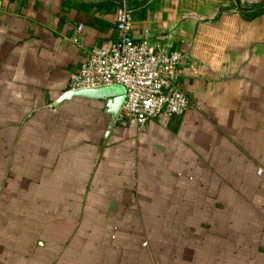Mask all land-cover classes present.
Segmentation results:
<instances>
[{"label": "crops", "instance_id": "obj_1", "mask_svg": "<svg viewBox=\"0 0 264 264\" xmlns=\"http://www.w3.org/2000/svg\"><path fill=\"white\" fill-rule=\"evenodd\" d=\"M115 1L0 0V264H264V0H128L134 40L198 70L142 128L57 104Z\"/></svg>", "mask_w": 264, "mask_h": 264}, {"label": "built area", "instance_id": "obj_2", "mask_svg": "<svg viewBox=\"0 0 264 264\" xmlns=\"http://www.w3.org/2000/svg\"><path fill=\"white\" fill-rule=\"evenodd\" d=\"M116 13L117 42L108 48H93L86 62L70 82V91L122 86L126 100L117 122L144 127L150 121L184 116L193 107L181 88V78L197 75L195 65L185 68L181 52L153 48L148 40L136 42L132 36L133 10L121 0ZM84 26L78 28L82 33ZM80 44V39H74Z\"/></svg>", "mask_w": 264, "mask_h": 264}, {"label": "water", "instance_id": "obj_3", "mask_svg": "<svg viewBox=\"0 0 264 264\" xmlns=\"http://www.w3.org/2000/svg\"><path fill=\"white\" fill-rule=\"evenodd\" d=\"M114 4L122 6V1L116 0ZM73 98L104 103L105 112L111 117L110 128H112L126 100V90L122 86H113L101 89L68 91L58 99L57 104L70 101Z\"/></svg>", "mask_w": 264, "mask_h": 264}, {"label": "trees", "instance_id": "obj_4", "mask_svg": "<svg viewBox=\"0 0 264 264\" xmlns=\"http://www.w3.org/2000/svg\"><path fill=\"white\" fill-rule=\"evenodd\" d=\"M256 8H257L256 13H264V5H258V6H256ZM256 13H254V14H256Z\"/></svg>", "mask_w": 264, "mask_h": 264}]
</instances>
